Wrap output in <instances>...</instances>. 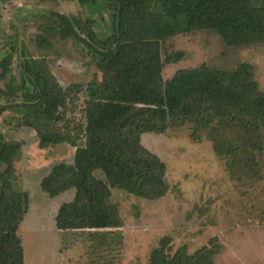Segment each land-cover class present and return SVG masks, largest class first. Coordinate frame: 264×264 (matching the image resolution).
Instances as JSON below:
<instances>
[{"label": "trees", "instance_id": "1", "mask_svg": "<svg viewBox=\"0 0 264 264\" xmlns=\"http://www.w3.org/2000/svg\"><path fill=\"white\" fill-rule=\"evenodd\" d=\"M79 3L102 8L111 18L110 32L102 39L93 19L86 20L83 37L73 20L61 15L62 38H79L98 73L85 89L83 123L75 127L63 123L72 90L59 84L45 59L24 57L18 77H13L10 57L0 61V101L5 102L0 113H19L21 126L35 131L42 150L64 144L75 148L73 161L53 166L41 182L51 198L73 192L58 209L59 231L94 230L100 223L122 228L113 190L149 201L168 194L167 165L142 144L146 133L161 135L173 125L191 123L195 132L209 131L214 151L226 159L229 169L243 162L235 158L245 152L238 155L239 145L264 150V90L251 64L242 63L234 70L204 64L179 69L165 80V67L180 63L184 52L163 53L167 40L207 30L220 35L229 47L264 44V0ZM10 77L13 82H6ZM21 149L20 141L0 135V264H26L19 232L30 199L15 184ZM215 241L193 254L187 246L171 253V239L165 237L152 251L149 264H214L221 251Z\"/></svg>", "mask_w": 264, "mask_h": 264}, {"label": "rangeland", "instance_id": "2", "mask_svg": "<svg viewBox=\"0 0 264 264\" xmlns=\"http://www.w3.org/2000/svg\"><path fill=\"white\" fill-rule=\"evenodd\" d=\"M61 15L69 16L83 37L86 20H94V30L102 39L110 32L109 13L82 6L79 0H0V61L10 57L13 77H18L24 57L45 59L59 84L72 90L63 123L75 127L84 121L86 86L98 73L79 38H62ZM41 37L46 42L40 44ZM181 51L183 60L165 67V80L179 69L205 64L234 70L248 63L264 90V44L229 47L210 30L180 35L163 44L164 56ZM13 77L6 82L12 83ZM4 103L0 101V109ZM20 121L16 111L0 113V135L22 144L15 184L30 199L19 232L26 264H149L152 251L165 237L171 239V253L187 246L193 254L216 238L221 251L214 264H264V150L239 145L238 155L245 152L235 158L243 162L229 169L226 159L214 151L209 131L195 132L191 123L173 125L161 135L146 133L142 144L167 165L168 194L149 201L113 190L122 228L100 223L94 230L62 232L55 218L73 192L51 198L41 182L53 166L71 163L75 148L64 144L42 150L35 131Z\"/></svg>", "mask_w": 264, "mask_h": 264}]
</instances>
